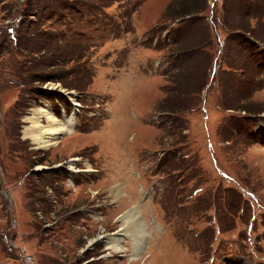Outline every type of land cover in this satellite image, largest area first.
Here are the masks:
<instances>
[{
  "label": "rangeland",
  "instance_id": "rangeland-1",
  "mask_svg": "<svg viewBox=\"0 0 264 264\" xmlns=\"http://www.w3.org/2000/svg\"><path fill=\"white\" fill-rule=\"evenodd\" d=\"M59 1L71 8L54 15L36 12L38 0H0V264H264V14L243 0H198L200 19H174L179 0L135 10L121 0L104 18L83 6L99 0ZM20 25L28 52L12 48ZM180 31L200 51L184 66L171 42ZM111 68L126 70L116 94L104 93ZM168 103L186 109L166 124ZM33 109L71 118L74 132L34 145L23 134ZM169 151L176 159L158 170ZM108 174L126 176L133 197ZM230 187L244 200L234 214ZM80 206L87 213H71ZM136 206L140 220L125 223ZM117 233L121 252L106 246Z\"/></svg>",
  "mask_w": 264,
  "mask_h": 264
},
{
  "label": "trees",
  "instance_id": "trees-1",
  "mask_svg": "<svg viewBox=\"0 0 264 264\" xmlns=\"http://www.w3.org/2000/svg\"><path fill=\"white\" fill-rule=\"evenodd\" d=\"M42 1L43 0H41V1L38 0V2L35 4V7H36L35 11L39 12V14H40V12L43 13L44 10H49L50 12H52V14L55 15L56 13L59 12V9L62 7L71 8V5L68 3H65L64 1L60 2L59 0H49V2H46L48 0H44L45 3H43ZM99 1L100 2H98L96 5H91V4H89V2H83L84 3L83 6L86 9L90 8L91 6L95 7L98 9V11L101 14L104 15V18H108V14L104 10V8L106 6L113 4L116 1H121V0H99ZM143 1L144 0H130L129 4L135 10L136 7L139 4H141V2H143ZM243 1L245 4L250 5V7H252L253 9L260 10L264 14V0H243ZM171 10L172 9H170L169 12L175 16L174 19L183 18V17L188 16V15L193 16V18L200 19L201 16H203V13L206 12V10H204V5L198 0H179L178 4L173 8L172 11ZM86 12L91 13L89 11V9ZM24 14H28V12L26 13V11H24ZM60 15H61V13H60ZM22 20L20 21L21 25H22ZM21 25L17 28V42L15 43V46L12 45L13 46L12 48L17 50V51L28 52V50L22 49L20 47V40L23 36V34H22L23 31H22ZM8 27L9 26L6 27V29L4 30V33L7 36H11V34L8 31ZM242 27L243 26H241L243 33H249V32H247V29L245 27H243V28ZM76 30L78 32L77 33L74 32L72 35H74V36H83L84 35V32L81 31L80 29H76ZM43 32L45 33L44 37L48 38V40H51V41L52 40L65 41V42L73 44V45H75V43H77V42H73L75 40H73L72 38L70 39L69 37H67V32L66 33H63V32H57L56 33L54 31H50V30H46ZM178 34H180L179 36H181V35H185L186 32L180 31ZM178 34H176L174 37H172L171 42H172V47L174 46V48L178 51V54H180V56L177 59L176 64L177 65L180 64V65L184 66L187 62H189V59L192 58L191 56L193 54L199 53L200 51L199 50L194 51V49H188L189 47H192V46H189L186 38H185L186 40L184 42H182L181 38L182 37L184 38V36L178 37L177 36ZM249 34L251 35V33H249ZM84 38H86V37H84ZM252 38H253V36H252ZM9 39L12 42L11 37ZM71 40H72V42H71ZM201 41L202 42H199L195 47L201 46L202 43L204 42V39H202ZM11 44H13V42ZM77 44L79 45V43H77ZM195 47H193V48H195ZM203 47H201V51H202ZM182 90H183V88H181V92H182ZM78 91L82 92V90H78ZM58 97L61 98V96H58ZM164 107L166 109L170 108V110H167V111H169V113L171 114V115H169V113H167L166 115H164V119L161 122L166 121V124L169 122L171 123V121L173 122V118H172L173 113H175V112L178 113V112L186 109L185 108L186 106H183V105H181V106L179 105L178 108H175V107L173 108L171 106V104H169V103L166 104V106H164ZM260 111H256V112H260ZM161 124L162 123H160V126H161ZM167 155H168V158L166 157ZM176 157H177V155H176L175 151H169L168 153H165L164 157L160 158V161L157 165L158 170L163 169L162 171L165 172L164 170L168 167V164H170L174 159H176ZM192 159L194 161V164L196 165L198 163L197 159L194 157ZM196 176H199V170L196 172L195 177ZM197 180L202 181L203 178L201 176H199V178ZM225 194H226V196H228V198L225 199V205H226L225 207H227L225 210L229 211L231 214L237 213L236 211L239 208H241V206H243V204H244V200L242 198V195L236 191V188H231V187L229 189H226Z\"/></svg>",
  "mask_w": 264,
  "mask_h": 264
},
{
  "label": "bare ground",
  "instance_id": "bare-ground-1",
  "mask_svg": "<svg viewBox=\"0 0 264 264\" xmlns=\"http://www.w3.org/2000/svg\"><path fill=\"white\" fill-rule=\"evenodd\" d=\"M32 111L33 116L26 117L30 125L25 126L23 134L25 138L31 139L34 145L44 148L54 146L58 144L62 135L74 132V123L71 118L67 121H62L48 109H33ZM44 118L48 121L46 125L42 123ZM125 214L121 215L122 217L124 216L125 223H130V220H133V222L135 220H140L138 206L133 207L130 212ZM119 234L120 233H117L106 237V246L108 249H112L116 252L125 250V247L120 243L122 238L120 239ZM135 245L137 247H142V244L139 245L137 241ZM136 256L137 255L132 258L136 259Z\"/></svg>",
  "mask_w": 264,
  "mask_h": 264
},
{
  "label": "crops",
  "instance_id": "crops-1",
  "mask_svg": "<svg viewBox=\"0 0 264 264\" xmlns=\"http://www.w3.org/2000/svg\"><path fill=\"white\" fill-rule=\"evenodd\" d=\"M125 68H121V70H117V68H111V71L113 73L110 74L111 78L108 80V83L106 84V92L104 93H107V94H116V87L118 85V75L121 73V72H125ZM107 75H109L108 73H106ZM113 103L114 101L112 102H109V106L111 109H113ZM111 120V117H108L106 118V124L109 123V121ZM105 170H107V173H109V171H112L111 170V162H109V160L107 159L106 157V162L105 164H103ZM125 178H119L118 176L117 177H114V176H111L108 174V179L110 180L111 182V186H117V188H119L120 184L122 186V188L127 192L123 193V197H125L126 195H129L130 197L129 198H132L134 194H132L131 192V189L129 188V185H128V182H127V177L124 176ZM104 179H107V177H105ZM118 202L116 203V206L113 207V210L116 212L117 209L120 208L121 204L122 206L124 205V203H120V197L117 198ZM118 213V212H117Z\"/></svg>",
  "mask_w": 264,
  "mask_h": 264
},
{
  "label": "flooded vegetation",
  "instance_id": "flooded-vegetation-1",
  "mask_svg": "<svg viewBox=\"0 0 264 264\" xmlns=\"http://www.w3.org/2000/svg\"><path fill=\"white\" fill-rule=\"evenodd\" d=\"M82 160V159H84V160H87V158L85 157V156H82L81 158H79L78 160ZM54 170H55V167L53 168ZM69 169V168H68ZM51 171H53V170H51ZM45 172H47V174H49V172L50 171H47V170H45ZM44 172V173H45ZM74 172H75V175H74V177L76 178V181L79 183L80 182V180H83V181H86L85 183H88L87 182V179L88 178H90V172H88L87 170H85V169H78V170H74ZM54 176V175H53ZM69 179V178H68ZM99 200H101V199H99ZM113 205L115 204V202H113L112 203ZM94 206H98L97 204H95ZM78 209H80V211H77ZM85 212H84V211ZM70 212V211H69ZM79 213V214H81L80 212H83V213H87L86 212V210L85 209H83L82 208V206H80V207H78V208H74L73 209V211L71 212V213ZM103 237H101V238H99V241H101L102 243H103V240H101ZM95 242V241H94ZM94 242H93V244H94ZM92 244V245H93ZM88 263V262H87ZM86 263V264H87ZM89 264V263H88Z\"/></svg>",
  "mask_w": 264,
  "mask_h": 264
},
{
  "label": "water",
  "instance_id": "water-1",
  "mask_svg": "<svg viewBox=\"0 0 264 264\" xmlns=\"http://www.w3.org/2000/svg\"><path fill=\"white\" fill-rule=\"evenodd\" d=\"M68 94H73V91H69ZM74 117V116H73Z\"/></svg>",
  "mask_w": 264,
  "mask_h": 264
}]
</instances>
